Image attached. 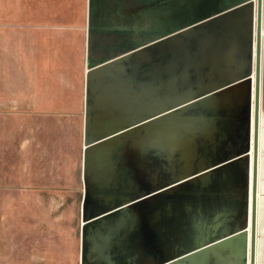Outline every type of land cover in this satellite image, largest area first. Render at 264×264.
Listing matches in <instances>:
<instances>
[{
  "label": "rangeland",
  "instance_id": "rangeland-1",
  "mask_svg": "<svg viewBox=\"0 0 264 264\" xmlns=\"http://www.w3.org/2000/svg\"><path fill=\"white\" fill-rule=\"evenodd\" d=\"M247 2L253 4V12L255 0H137L136 21L133 22L132 31L126 29L127 24H120V20L117 22L121 16H116L111 26L116 29L89 32L84 67L86 79L95 67L118 58L115 52L127 53L146 48L148 53L137 57V74L135 71L132 73V78L138 79L137 92L152 95L155 92L152 86L160 87L161 82L167 79L173 80L175 93L188 91L190 79L198 78L200 74L204 78L208 77L204 74L216 68L215 60L221 65L229 47V42L221 40L225 36L223 32L236 30L239 39L235 38L234 41V57L237 61L234 63L243 64L240 37L244 36V25H234L226 30L217 23L201 22ZM102 25L99 24V27ZM93 27L98 28L97 25ZM16 33L11 32V39L17 37ZM131 40L132 43L137 42V46L129 48ZM10 52L4 63V72L0 71V76L7 75L6 78L0 77V94L3 91L10 93L5 97L9 99V108L0 110V264H85L83 248L80 251L79 245L80 224L84 226L90 218L95 219L96 215L123 203L125 208L98 220L96 218L87 226L92 231L93 228L99 229L104 218L107 227L126 221L128 216L134 219L137 241L142 251L143 248L148 251L147 264H160L172 257L193 252L227 233L243 228L246 223L244 208L249 201L248 198L246 206L243 205L245 180L247 182L249 177L251 140L250 127L246 134V121L243 119L246 111L243 108L236 116L224 107L213 112H203L201 109L197 112L193 108L181 112L185 117H192L193 127L200 124L196 119L202 114L203 121L214 124L218 129V134L213 137L214 151L211 156L213 154L212 163H219L220 167L215 169L214 179L209 185H205L209 179L207 174L200 177V185H176L178 180H193L198 175L191 171L195 149L198 154L199 151L203 154L212 150L208 148L203 151L199 144L196 148L194 144H173L178 140L175 137L172 144H167L164 159L153 155L149 161L143 162L144 168L137 173L139 183H135L137 179L133 178V172L130 171L131 167L137 165L136 156L139 152H115L113 157L120 174L117 190L102 188L104 194L98 196V190L93 189L90 192L94 195L88 201L81 172L82 148L87 142L84 123L82 130V112L22 109L26 101H22L23 96L17 92L23 90L27 80L18 77L19 59L15 39L11 40ZM145 54L149 58H145ZM227 65V70H232ZM129 72L130 69L127 75ZM251 77L249 62L245 77L249 92ZM112 79L121 83L127 78L125 75H116ZM145 80L149 81V89H144ZM132 89L134 91L136 88ZM131 90L128 88V92ZM85 95L86 86L84 104ZM134 104L138 105L137 102ZM234 117L241 121H237L238 125L233 127L236 133L229 136ZM262 118L264 127V116ZM249 119L250 107L248 122ZM263 127L260 143L264 141ZM161 147L158 150L160 153L165 149ZM246 148L248 151L244 153ZM173 150L176 152L175 160L171 158ZM241 154L246 157L245 161L234 160ZM262 156L264 164V151ZM162 165L165 166L164 170ZM135 186L136 190L132 192H122L125 188ZM153 190L160 193H151L148 194L150 197L142 199L141 196ZM111 191H114L115 197L110 198L108 192ZM105 194L107 199L103 198ZM103 199L109 200L104 207L98 204ZM85 202L92 206L91 209H87ZM260 216L262 229L264 204L261 205ZM128 236L129 232L123 226L117 240L120 238L122 242ZM165 241L169 247H175L173 252L176 253L166 252ZM230 247L231 251L233 247L236 248L235 245ZM220 256L229 257L225 252ZM228 260L230 264H242L239 256L229 257ZM206 263L216 264L215 258H210Z\"/></svg>",
  "mask_w": 264,
  "mask_h": 264
},
{
  "label": "water",
  "instance_id": "water-1",
  "mask_svg": "<svg viewBox=\"0 0 264 264\" xmlns=\"http://www.w3.org/2000/svg\"><path fill=\"white\" fill-rule=\"evenodd\" d=\"M91 1L92 0H89V4ZM257 1L256 32L258 64L255 67V100L252 119V162L250 180L251 215L249 234L245 231L247 226H245L246 223H244L243 228L240 230L227 233L222 237L211 241L202 248H197V250L193 252H186L178 255L177 257H172L160 264H208L206 261L208 262V260L212 257L215 258L216 264H230V261H227V259L234 256H239L242 264H247V253L248 264H254L257 149L259 128L258 91L260 0ZM238 7L239 8H235L234 10L224 12L225 14H219L214 17L210 16L209 19L207 18L208 20L206 19L201 23H217L220 27L224 26L226 30H228V27L232 28L234 25L239 26L240 24H243L245 28L244 36L240 37V51L242 53L241 60H244L243 64L240 63V65H237V63H234L237 62L234 57L236 54L234 41L235 38L239 39L238 34H235L236 30L233 31V29L230 32H223L225 36H223L221 40L229 42V47L226 52V56L223 55L221 65L218 64L217 60H215L217 62L214 63L216 68H213L212 71L204 74L208 77L204 78L202 74H200L198 78L194 77V79H190V90L188 91L186 90L180 94L175 93L172 88L173 80L167 79L166 81L161 82L160 87L152 86V89L155 90L152 95L137 92L138 79L137 77L132 78V73L135 71L137 74V70L139 68L137 57L143 53L147 54L148 50L146 51V48L135 49L127 53L115 52L117 55L116 57L118 58L105 62L92 69L87 74V79L85 76L86 95L83 123L87 142L85 148H82L81 172L85 180V188L87 189V192L88 190L97 189L98 196H101V193L104 194L102 188H109L111 190L116 188L117 190L116 184L120 183V174L118 173V168L113 157L115 152L119 153L124 150L128 153L132 152V150L139 152L136 156L137 165L135 168L131 167L130 170L131 173L133 172V178L137 179V173L144 168L143 162L146 160L149 161V157L153 155H159V157L161 156L160 158L164 159L165 156L163 153L166 151L167 144H172L175 137L178 140L173 144H184L185 146L194 144V148H196V146H198L197 144H199L200 148H202L201 150L203 151L208 150V148L212 150L210 153L203 154L201 153L202 151H199L200 153L198 154L195 149V156L193 158L191 171L194 172V174L198 173V175L194 176L193 180H178V184L176 185L183 183L200 185V177L205 174L209 177L208 182L205 185H209L213 181V173L216 168L220 167L218 166L219 163H212L213 154L211 156V153L214 151V144H212L214 143L213 137L215 134H218V129L213 126L214 124L203 121L204 117L202 114H199L200 116L196 119L200 122V124L193 127L192 117H185L181 112L189 108H193L194 111L197 112L200 109L203 112H213L224 107L225 109H230V113L232 112V115L236 116V113L240 111V108H243L246 111V117L243 119L246 121L247 134V129L249 127L247 118L249 117L250 106L248 102V82L245 77L248 72L249 64L253 4L251 2H247L239 5ZM146 54L144 57L149 58ZM227 64H229L230 68L232 67V70H227L225 67H228ZM128 69H130V72L127 75ZM144 69L146 68L144 67ZM116 75H125L127 79L122 80L123 82L119 83L118 81H114L112 79V77ZM148 83L149 81L145 80L144 89H149V86L147 85ZM128 88L130 90L132 88L136 89L134 91L132 89L128 92ZM135 102H137L138 105L134 104ZM233 120L234 123L230 126L229 136L236 133L237 130L235 131L233 127L238 125L236 123L237 121H241L236 117H234ZM159 146H163L165 148L161 153L158 152V150H160ZM247 149L248 148H246L244 153L248 151ZM242 154L234 160L242 159L245 161L246 157ZM171 158H173V160L177 159L176 152L174 150L172 151ZM234 160H230V162ZM165 162L168 161L166 160ZM164 169L165 166L162 165V170ZM246 170L247 168L244 163V175H246ZM135 183H139L138 179ZM245 184L246 187L244 190V197L247 199V196H245L247 195L246 190H248L246 180ZM132 186H134V184ZM136 187L137 186L130 189L125 188L122 192H132L133 190H136ZM155 191L153 190L149 193H145L144 196H141L143 197L142 199L150 197L148 194L160 193ZM108 194L110 198L115 197L114 191H111L110 193L108 192ZM103 198L107 199L108 196L105 194ZM124 204L125 203L122 205ZM243 205L245 206V202H243ZM111 210L113 209H109L108 211ZM245 210L246 208H244V212ZM101 215L103 214L96 215L95 219L97 218L96 220H98L102 218ZM95 219L93 218L92 221ZM88 238L89 236H84V232L80 233V251L84 244V241L82 240H87ZM232 245L236 246V248L233 247V251L230 250V248H232L230 246ZM94 250L98 255L99 244H94ZM91 252L93 253V251ZM224 252L228 254L229 257L225 258L226 256H220L221 253Z\"/></svg>",
  "mask_w": 264,
  "mask_h": 264
},
{
  "label": "crops",
  "instance_id": "crops-1",
  "mask_svg": "<svg viewBox=\"0 0 264 264\" xmlns=\"http://www.w3.org/2000/svg\"><path fill=\"white\" fill-rule=\"evenodd\" d=\"M136 1L92 0L89 4V0H0V71L4 72V63L11 54V40L15 39L19 59L18 69L20 73L18 77L27 80L23 84V90L17 92L19 96H23L21 100L26 101L25 107L22 109L82 112L83 130L84 67L88 32L116 29L111 27L116 16H121V18H117V22L120 20V24H127L126 29L132 31L133 22L136 21ZM256 7L257 0H255L252 12V35L249 48V62L252 71L249 92L250 128L252 127L254 107ZM102 23L104 25L99 27V24ZM93 25H97L98 28H94ZM103 26L107 27L104 28ZM262 28L264 31V0H262ZM263 31L260 107L264 113ZM11 32H17L15 35L17 37L11 39ZM136 43H132L131 40L129 48L137 46ZM5 76L1 75L0 77L4 78ZM7 95H10L8 91H3L0 94V110L9 108V99L5 98ZM5 100H7L6 103ZM249 151L248 190H246L247 195L245 196L250 200L251 140ZM263 151L264 141L262 140V153L258 167V192L260 193L258 264H264V227L261 229L260 225L261 205L264 204ZM247 199L244 198L245 206Z\"/></svg>",
  "mask_w": 264,
  "mask_h": 264
},
{
  "label": "flooded vegetation",
  "instance_id": "flooded-vegetation-1",
  "mask_svg": "<svg viewBox=\"0 0 264 264\" xmlns=\"http://www.w3.org/2000/svg\"><path fill=\"white\" fill-rule=\"evenodd\" d=\"M88 190L86 198L89 201L93 193ZM109 200L99 201L98 204L102 205V207L108 205ZM87 202V201H86ZM85 202V203H86ZM113 201L111 202V204ZM104 205V206H103ZM87 209H91V205L89 206L87 203L85 204ZM126 205H121L116 207L111 211H106L103 213L104 216L108 215L111 212L119 211L121 208H124ZM100 208V206H97ZM127 217V216H126ZM93 218H90L87 223L82 226L80 224V233L84 232V236H89L87 240L84 239L83 249H84V257H85V264H147L146 263V254H148L147 250L143 251L141 249L140 243L137 241L136 232L134 231L136 222L134 219L127 217V220L122 223H117L116 225L113 224L110 227H107L106 218L102 220L101 224H99V229L97 230L93 228L90 231V226H87L90 222H92ZM125 226L127 228V232L129 235L124 241L120 242V238H118L119 230ZM85 228L88 230L85 231ZM97 238V242L95 241ZM99 244L98 255L95 253L94 244ZM165 246H167L166 252L169 254L176 253L175 247H169L167 242L165 241ZM100 249H102L101 253ZM179 249H181L179 247ZM93 251V253L91 252Z\"/></svg>",
  "mask_w": 264,
  "mask_h": 264
},
{
  "label": "bare ground",
  "instance_id": "bare-ground-1",
  "mask_svg": "<svg viewBox=\"0 0 264 264\" xmlns=\"http://www.w3.org/2000/svg\"><path fill=\"white\" fill-rule=\"evenodd\" d=\"M258 5V1H257ZM257 10V7H256ZM260 38H259V91H258V111H259V128H258V149H257V190H256V206H255V257H254V264H257V258H258V226H259V197L260 193L258 192V179H259V166H260V157H261V151H262V142L260 143V136H261V129H262V117L264 115L261 107H260V90H261V67H262V59H261V50H262V0H260ZM256 28H257V17H256ZM264 32V31H263ZM256 38H255V67L258 64V49H257V32ZM254 88H255V80H254ZM255 100V96H254ZM252 119H253V114H252ZM250 133H251V143H252V127L250 128ZM260 144V145H259ZM260 148V150H259ZM143 174V173H141ZM144 176V175H142ZM147 176V175H146ZM145 176V177H146ZM251 194V193H250ZM245 221H246V226L248 224V228L246 227L247 234H249L250 230V215H251V199L248 201L247 206L245 207ZM248 218V221H247Z\"/></svg>",
  "mask_w": 264,
  "mask_h": 264
}]
</instances>
